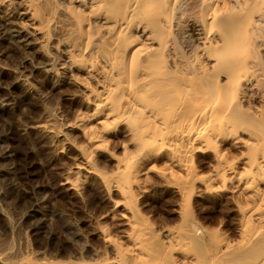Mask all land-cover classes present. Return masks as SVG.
Returning a JSON list of instances; mask_svg holds the SVG:
<instances>
[{"label":"bare ground","instance_id":"6f19581e","mask_svg":"<svg viewBox=\"0 0 264 264\" xmlns=\"http://www.w3.org/2000/svg\"><path fill=\"white\" fill-rule=\"evenodd\" d=\"M62 1L0 0V11L18 5L30 29L25 37L47 52L52 33L71 54L62 66L87 112L61 126L46 114L38 129L55 149L60 140L57 150L78 155L65 185L79 192L73 175L98 176L130 214L124 242L97 228L104 248L96 264H264V0ZM0 34L12 36L8 26ZM68 129L79 130L84 143ZM7 140L0 137V160L12 161ZM115 140H122L120 156L109 149ZM103 154L114 162L111 172L96 167ZM198 163L209 172L201 174ZM14 170L0 166V176ZM151 174L180 201L176 227L156 231L138 208ZM207 194L231 195L236 238L190 218L191 201ZM38 214L35 206L29 211ZM0 264L36 262L0 246Z\"/></svg>","mask_w":264,"mask_h":264},{"label":"rangeland","instance_id":"374dc122","mask_svg":"<svg viewBox=\"0 0 264 264\" xmlns=\"http://www.w3.org/2000/svg\"><path fill=\"white\" fill-rule=\"evenodd\" d=\"M18 11L16 4L5 14L0 11V29L8 26L12 35L4 39L0 34V137H8L6 145L13 152V160H0V166L15 168L12 175L0 176V246L17 260L30 259L36 264H96L104 248L97 228L106 226L115 239L124 242L120 232L127 229L130 214L122 205V196L118 192L108 194L98 176L84 171L73 175L81 185L79 192L65 185V179L75 172L78 155L74 150H57L63 146L60 140L55 149L38 126L46 114H53L58 126L72 124L76 115L87 112V108L82 99L75 97L78 89L62 66L71 54L55 44L52 33L47 52H42L33 37H25L30 29ZM39 38L36 35L35 39ZM61 77L65 83L60 86ZM67 134L75 143H84L79 130L68 129ZM115 141L109 149L120 156L122 140ZM105 156L97 158L96 167L111 172L114 162ZM198 166L201 174L209 172L208 167ZM143 179L147 193L138 197L137 205L147 218L146 224L156 231L162 225H179L178 197L160 188L153 174ZM228 199L231 195L196 197L188 206L190 218L202 228L222 229L228 238H236L231 225L237 217ZM34 206L39 214L32 218L29 211ZM7 220L11 229L7 228ZM32 225H38L39 230H33ZM22 237L28 238L29 251L23 249Z\"/></svg>","mask_w":264,"mask_h":264}]
</instances>
